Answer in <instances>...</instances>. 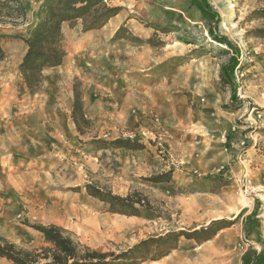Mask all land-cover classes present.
<instances>
[{
	"label": "rangeland",
	"instance_id": "obj_1",
	"mask_svg": "<svg viewBox=\"0 0 264 264\" xmlns=\"http://www.w3.org/2000/svg\"><path fill=\"white\" fill-rule=\"evenodd\" d=\"M21 1L27 6L25 23L13 29L3 26L4 33H25L35 23L38 1ZM207 2L218 15L215 21L190 0H113L111 5L121 11L111 23L126 24L128 30L122 40L112 39L110 25L91 34L82 32L80 22L62 28L70 65L80 74L113 73L119 89L99 96L101 90L92 87L89 92L98 95L101 112L87 118L90 125L83 135L59 129L62 138L51 141L48 164L18 165V172L30 174L19 176V182L42 181L60 194L80 195L79 213H70L66 230L90 249L120 253L150 237L191 233L218 222L215 229H222L211 240L197 244L180 237L164 242L158 249L169 250L167 256L142 264H264V38L247 36L264 31V20L249 19L264 7V0ZM149 25L165 28L166 34L153 37L164 42L162 48L131 39L153 35ZM20 41H4L9 43L4 49L0 44V73L15 69ZM231 59L237 62L233 97L220 81V69ZM60 71L50 87L54 91L65 89L63 80L70 77ZM69 80L81 89L84 106L82 82L76 75ZM57 102L48 98L49 107ZM117 113L123 122H110ZM49 123V132L55 134V125ZM94 138L137 140L144 150H98L89 142ZM168 171L172 176L166 183L147 181ZM88 183L122 197L136 193L158 218L112 215L85 193L82 188ZM77 187L80 191L75 192ZM18 221L29 229L27 224H36ZM12 241L24 250L45 246L26 233ZM155 251L151 246L149 256Z\"/></svg>",
	"mask_w": 264,
	"mask_h": 264
},
{
	"label": "trees",
	"instance_id": "obj_2",
	"mask_svg": "<svg viewBox=\"0 0 264 264\" xmlns=\"http://www.w3.org/2000/svg\"><path fill=\"white\" fill-rule=\"evenodd\" d=\"M38 6L35 13V23L31 25L25 33H4L3 26H10L12 29L19 23H25L27 6L21 0H0V44L3 41L17 40L25 45L24 56L22 57L17 73L22 80L26 90L30 95L39 93V88L43 80V71L47 69H56L62 65L67 53L63 47L64 36L62 28L67 25L72 28L78 22L81 23L82 32L88 33L94 30H100L108 22L115 18L121 11L120 7L111 5L113 0H37ZM192 5L206 18L212 21L217 20L218 15L213 13L207 0H190ZM251 20H264V7L253 11L250 14ZM154 34L145 38H131L140 45L147 44L153 48H162L164 42L160 39L153 41V37L159 33L166 34L165 28L149 25ZM128 30L126 24H122L113 33V40L125 39ZM256 39L264 38V31L253 30L247 34ZM218 42H222L230 49L238 51L225 38L216 36ZM183 58H177L180 61ZM237 62L235 59L220 69L221 83L230 88L231 97L235 95L236 84L233 75ZM73 102L71 111V121L74 124L78 135H83L84 130L90 125L84 113L82 103V92L77 83L72 86ZM90 144L98 150L123 149L126 151H141L144 146L137 140H128L116 138L111 142L101 139H92ZM171 172L150 177L147 181L153 184L166 183L171 179ZM224 183H220L223 186ZM85 193L100 201L105 211L110 214L121 216L140 217L147 221L158 218L150 210L148 202L142 200L138 194L122 197L112 194L110 191L93 185L85 184L82 188ZM80 191L77 187L75 192ZM218 222H211L203 229L191 233L173 234L167 233L164 236L150 237L149 239L138 242L130 249L120 253H103L99 250H93L81 244L76 236L55 225L27 224L32 230L38 232L45 244L39 249H22L0 236V259L10 264H142L146 261H156L167 256L169 250L165 253H159V245L164 242L174 241L180 237L187 240H194L197 244L211 240L218 231L215 229ZM151 246L157 248L154 255L149 256Z\"/></svg>",
	"mask_w": 264,
	"mask_h": 264
},
{
	"label": "crops",
	"instance_id": "obj_3",
	"mask_svg": "<svg viewBox=\"0 0 264 264\" xmlns=\"http://www.w3.org/2000/svg\"><path fill=\"white\" fill-rule=\"evenodd\" d=\"M113 20L111 19L108 25L103 27L106 28L110 25V36L120 25V22L112 24ZM88 33L91 34L92 31ZM20 43L23 48L19 53L15 69L25 52L24 43L22 41ZM1 44V48L4 49L9 43L3 41ZM70 59L67 54L61 66L43 71L44 80L41 91L36 95H30L25 90L23 83L18 78L17 70H5L8 68L6 67L3 69L5 71L0 73V236L12 243L19 233H22V236L26 233L44 244L38 232L19 224L18 219H26L28 223L42 226L55 225L68 229L70 213H73V217L79 213L80 195L60 194V191L51 190L42 181L36 185L31 182H19V176L23 178L30 174L28 171L26 174L18 172V165L23 163L48 164L46 156L52 152L51 141L62 138L58 130L63 127L70 131L75 130L74 124L70 123L69 119L73 98L72 84L69 79L76 75L82 82L85 115L88 119H93L101 112L98 95L89 92L92 91V87L94 90H101L99 96L116 94V89H119L115 86L116 81L114 80L118 77L117 75L115 76L113 73L86 75L83 71L80 74L78 71L80 69L70 65ZM68 66L70 67L68 68ZM61 69L70 77L63 80L65 89L54 91L50 87L56 83L57 73L62 72ZM12 78L19 83L14 85ZM16 87L18 92L15 91ZM49 97H55L58 101L57 104L49 107ZM60 101H64V103ZM109 119L110 122L113 119L115 124L122 123L124 120L119 113L115 116L111 114ZM49 122L55 125V134L49 132V128L53 127ZM3 263L7 262L0 259V264Z\"/></svg>",
	"mask_w": 264,
	"mask_h": 264
}]
</instances>
